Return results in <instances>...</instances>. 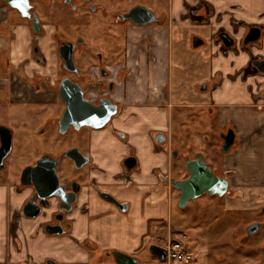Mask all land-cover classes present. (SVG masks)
<instances>
[{
  "label": "crops",
  "instance_id": "0c3cea01",
  "mask_svg": "<svg viewBox=\"0 0 264 264\" xmlns=\"http://www.w3.org/2000/svg\"><path fill=\"white\" fill-rule=\"evenodd\" d=\"M169 1L171 3L170 16L173 18L177 17V20L179 19L182 25L181 23L174 24L175 28L171 30L166 25L167 21H165L162 24L155 23L140 28L128 29L127 64L130 73L127 76L126 83L122 84L124 86L123 91L117 97L125 106L134 104L137 108L135 109L136 112L132 124L130 123L128 126L127 120L122 115L114 121L115 125H119L121 131L131 132V140H134L139 138V134H135L144 128L142 125L143 121H146L145 119L151 120V124L153 116L161 109L163 114H167L166 116L171 120L173 126L172 117L175 121V115L178 114V111L182 113L181 111L190 110L191 107H196L200 111L205 108H211L210 112L217 119V121L215 120L216 127H218L217 131L229 127L235 133L233 151L222 156L221 166L211 167L216 173L223 172L228 176L229 186L227 194L230 197V201L223 202V205L235 210H249L257 214L259 218L257 220H261L262 218L259 215H262L261 209L264 208V98L259 95L262 94V91L264 93V82L258 78V84L255 83L254 70L248 66V63L249 57L264 55L250 53L248 51L249 46L243 49L241 43L250 26L264 25V0H202L203 4L207 3L209 5L214 4L212 1L215 2L218 10L209 12L204 6L197 16H193L190 10L199 0ZM239 5L241 6L240 8ZM205 19L209 20V22ZM210 23H215L218 29L213 25L210 28L208 26ZM214 28L215 32L213 34ZM222 29L233 37L236 48H227L222 53H216L212 45H210V41L214 44L215 40L213 41L209 37H213ZM188 32L197 34L192 33L189 38ZM184 36L186 37L185 40H183ZM193 36L200 37L204 40V43L197 48H193L190 40ZM188 42H190L191 48L188 47ZM221 44H223L222 41L218 39L217 45L220 46ZM214 45L216 47V42ZM250 50L252 51L253 48L251 47ZM204 58L207 61L205 65H203ZM211 58L217 62V74L221 72V68H225L226 73H230L224 77L219 74L212 78L210 77L213 84L215 83L214 80L217 81L216 85L211 84L212 86L210 87L208 84V91H205L206 89L204 88H198L196 94L192 85L188 83L190 79H186L185 74L193 68L200 72V76H203L200 81L208 83L209 60ZM242 72H246L249 75L244 83L245 85L247 84L246 93L249 90V84L252 85L251 82L255 83L254 92L256 94L253 95L259 97L257 101L253 97L252 102L249 98L250 96L244 98L246 95L242 96L241 91L238 88L236 89L241 83L239 80L244 74ZM248 78L252 81L249 82ZM190 82L194 83V81ZM210 90H213L212 94ZM185 121L186 119H184V123ZM153 123L158 124L156 120ZM172 126L169 123L167 133L163 132L166 127L161 128L157 125L152 130L154 133H166L165 143L150 138L147 132L151 129L145 128V136L142 138L143 143L148 140L154 153L153 155L156 157L152 158L151 161L150 159L144 160L143 151L138 150L136 152L139 154V158H137V163L139 161L140 165L139 170L131 172L128 176H124V174L115 176L117 179L122 178L124 189L129 186H131L130 189H134V186H140L139 189L146 190L145 193L151 194V192H156L159 187H166L169 191L167 199L168 211L173 209L170 199L173 186L170 183V179L175 176V173L172 172V163L175 159L171 156L170 143L177 144L179 139L181 144L184 143V135L187 138L189 136L188 131H191L188 123L182 126L179 125L182 133H178L176 127L171 132ZM175 130L178 135L177 133L175 134ZM103 135L104 131L101 130L92 132L90 135L91 143L89 144V149L97 148L95 155L98 157L112 149L113 141L117 139L113 133L111 137L113 141L108 136L101 140ZM196 137H199V134ZM121 144L119 142L118 145ZM123 144L126 145L127 143ZM106 160L107 157H103L102 161L99 162L98 160L89 167L88 175L90 181L94 180L95 184H98V182L104 183V181L108 182L110 180L113 174L111 171L115 170L113 168L115 160H112L111 164H106ZM17 177L18 173L14 172L10 179L0 181V264H44L42 262L43 259H41L44 256L43 253H37V256L34 253H22V244L25 241L37 244L39 242L44 243L45 241V243H48L62 239L68 240L72 245H79V242L75 241L73 236L59 237L52 233L44 232L40 225L41 222L49 219L48 216L39 215L31 219L20 213L31 188L28 185L22 188L17 181ZM85 194L86 192L83 188L80 204H82ZM173 205L175 207V203ZM247 222V225H249L256 222V220H247ZM154 223L163 224L158 219ZM87 224V221L85 223L78 222L74 235L78 226L81 225L80 238L85 237L90 247L95 248L97 245L93 246L91 241L87 240L90 235V228L88 230ZM18 242L20 244L19 247ZM242 242V244L245 243V241ZM164 244L157 245L163 247ZM79 247V251L86 254V259L92 258L93 252H88L81 245ZM197 248L206 252L205 247L201 244L197 245ZM132 256L136 257L135 255ZM201 259V257L197 258V264H203ZM98 262H92L91 264H107L106 261ZM137 264H140L139 259ZM253 264H264V262H255Z\"/></svg>",
  "mask_w": 264,
  "mask_h": 264
},
{
  "label": "flooded vegetation",
  "instance_id": "af4514ba",
  "mask_svg": "<svg viewBox=\"0 0 264 264\" xmlns=\"http://www.w3.org/2000/svg\"><path fill=\"white\" fill-rule=\"evenodd\" d=\"M161 1H164V4L168 5L169 0H28L29 5L31 6L29 10L30 13H35L39 19L41 33L45 34L46 27L51 26V47L55 53V61L52 63L44 60L32 61L36 65V68L30 69L29 73L28 65L32 62L25 63L21 60L22 58L16 56H0V127H6V130H0V157L3 154H6L7 149H9L6 157L0 162V166H2L0 167V181L8 180L13 175L14 168L10 166L8 161L11 156L21 151L22 146L24 145L23 140L28 139L26 136L28 135L27 131L32 133L35 132L40 137L51 130L55 131L58 136L65 137L69 132H81L84 128L95 130L88 126H82L76 131L74 129V124L70 123L65 127L66 131L64 133L60 132V119L66 109V103L59 95V91L64 84L65 86L68 84L74 87L71 92L77 91V87L80 88L83 99L95 106H102V104L104 105L106 103L116 104L117 111L112 115L106 125L111 123L113 117H116L117 119L122 115L127 120L128 126L129 122L132 124L136 112L135 109L137 107L134 104L125 106L117 96L123 91V85L126 83L127 76L130 73L127 64V49L129 44L128 29L140 28L143 26H135L130 19H126L124 16L133 8L142 6L152 11L154 17L157 18L156 22L144 26L155 23H165L170 9L167 12V9L162 7L160 3ZM204 6L209 12H212L209 4L198 2L193 8H191V14L193 16L199 15ZM62 7L63 10L61 9ZM56 10H60L61 12L59 17H57L58 12ZM0 11H3V18L0 22L2 24L0 25V38H3L6 32L9 34H11L10 32H13L11 26H7L10 23L12 13L16 15L18 20H22L24 24L28 26L29 30H32L28 18L20 17V12L17 9L11 8L7 3L1 2V0ZM54 11L57 12V16H54ZM92 16L93 18H91ZM92 20L95 21L97 25L94 29L96 30L95 38L93 41H88L86 38V29L84 31L83 27L84 25L90 24ZM253 26H257L260 29V38L255 43L261 46L263 44L264 25ZM223 31L225 30L222 29L215 34V42L218 43V33ZM245 35L243 36L241 43L243 49H246L249 44H251L243 43ZM230 48H236L235 40ZM220 49L227 50L223 44L220 45ZM71 50L74 64H67L61 54L68 55ZM87 52H91V56H89ZM262 61H264V56H254L248 63V66H250V68L252 67L254 70L253 75L255 77H261V75L264 74V71L259 69H264ZM44 66L45 72L42 71V67ZM39 67H41L40 72L38 70ZM34 69L35 72L33 71ZM197 87L200 89L204 88L206 89L205 91H208V83L206 81L200 82ZM261 93L262 94L259 96H263L262 98H264L263 91ZM205 109H203V111ZM207 110L210 112L211 108H207ZM210 113L212 114V112ZM37 118H41V120L37 121ZM145 120L146 121H143L142 125L144 128L148 129L151 120ZM228 129L230 128L226 127L221 131H217V138L219 140L218 151L222 155H226L220 150L223 142L222 136L227 133ZM8 132H10L11 136V145L10 148H5L4 142L7 140L6 136L8 135ZM116 132L117 133H114V136L120 140V143H128L132 138L131 132L121 130H116ZM147 135L155 140H157L158 137L161 143L166 142V133H154L152 130H149ZM177 142V144L170 143L171 156L172 158L175 157V160L181 159L185 165L184 158L188 157L190 154L187 151L181 150L180 139L177 140ZM62 143H56L51 149L45 148V150H41L40 153L36 154L34 161L18 172L17 181L20 184L23 171L29 166H35L37 163L39 165V172L35 171L31 176H34L38 181H41L42 179H51L50 169L52 165H54V171L58 176L60 184L57 189L59 191V196L62 197L64 201L59 206L55 198H48L50 204L47 207H42L40 212L32 218H36L39 215L48 216L49 219L41 222L40 225L44 232L49 231L53 235L59 237L73 236L74 240L79 242V245L88 252H96L97 247L91 248L85 237L81 239V236L74 235L76 224L78 222L85 223L88 213V209H86L87 205L79 204L84 185L90 184L96 189L97 195L101 200L119 211L121 210L112 202H108L102 198L99 193L109 194V196L119 204L123 205V208H126L125 211L129 209L130 203L125 200H119L116 193L111 190L98 188L99 185L95 184L94 180H88V175L84 168L91 165L92 156L90 153L81 149L79 142H65L64 145H60ZM88 143H91V136ZM18 145L19 148H17ZM75 147L79 148V151L83 156L90 157V162L80 169H75L74 163L66 157H62L58 160L59 156L65 154L69 150L74 154H78V150L75 149ZM234 147L235 141L231 146L229 153L233 151ZM196 154L197 153H194L192 159L195 158ZM129 157H134L136 164L131 170L127 171L124 160ZM64 160L69 162V164L66 166L61 165ZM122 165L124 176H128L137 165V157L129 148L122 158ZM185 173L186 177L188 175L187 169L185 170ZM225 174L223 172H218L217 175L221 176ZM172 178L182 179L184 177L178 176L177 178ZM129 182L131 183L130 180ZM20 186L22 188L25 187L22 185ZM28 186L31 188V191L27 200L21 207L20 213L22 215V209L25 206L26 208H30L29 200L34 199L39 194V192H36L31 185ZM77 188H79L78 191L72 192ZM130 188L131 186L127 187V189ZM173 189L177 197L175 208L180 209L177 207L179 190L175 188ZM70 199H74L75 201L70 202ZM259 216L262 219L256 220V223H264V214ZM113 251H116V249H111L110 251H107L106 254L112 258V264H116ZM53 264H56V262ZM71 264L85 263L82 261H75Z\"/></svg>",
  "mask_w": 264,
  "mask_h": 264
},
{
  "label": "rangeland",
  "instance_id": "374dc122",
  "mask_svg": "<svg viewBox=\"0 0 264 264\" xmlns=\"http://www.w3.org/2000/svg\"><path fill=\"white\" fill-rule=\"evenodd\" d=\"M197 2H202V0ZM160 3L162 7L167 9L168 12L171 5L170 1L168 2V5L164 4V1H161ZM212 3L215 5L212 4L214 7L210 5L211 10L212 12H216L218 10L216 8V3L213 1ZM240 7L241 6L239 5V8ZM61 9L63 10V7ZM64 10L67 12L65 8ZM56 11L58 12V16ZM56 11H54V16L59 17L61 12L60 10ZM11 15L10 23L7 26H11L13 32H10L11 34L6 32L3 38H0V56H16L22 58L21 60L25 63L39 60H44L49 63L54 62L55 53L51 47L52 43L50 36L51 26L46 27L45 34H35L32 32V30H29L28 26L25 25L22 20H18L15 14L12 13ZM167 15L168 19L166 20V25H168L171 30L175 28L174 24L181 23L182 25V22L179 19L177 20V17L173 18L170 16V11ZM2 18L3 11H0V22ZM91 18H93V16ZM206 21L209 22V20ZM0 25L2 24L0 23ZM212 25L218 29V26L215 25V23H210L208 26L211 28ZM96 26L97 25L93 20L90 24L84 25L83 29L84 31L86 29V38L88 41L94 40L96 31L94 29ZM215 28L213 30V34L215 32ZM192 33L197 34L195 32H188V36ZM185 38L186 37L184 36L183 40H185ZM209 38L213 41H216L215 35ZM187 44L188 47L191 48L190 42ZM214 44L212 41H210V45H212L214 51L216 53H222L223 50L220 49V46L217 45V42L216 47ZM251 47L253 48L252 51L250 50ZM248 51L250 53H259L264 55V44L263 46H259L257 43H251L249 44ZM87 54L91 56V52H87ZM130 55L132 56V54ZM251 58L252 57H249V61ZM203 61V65H205L207 63L206 59L204 58ZM209 61L210 66L208 72V84L211 87L213 81L210 80V77L212 78L217 74V62L212 58ZM33 62L28 65V72L30 69L36 68V65ZM45 66L42 67L43 72H45ZM40 68L41 67L38 68L39 72ZM220 70L221 72L218 74L221 77H224L230 73H226L225 68H221ZM33 71L35 72V69ZM242 73L244 74L239 80L241 83L238 85L239 87H236V89L238 88L239 91H241L242 96L246 95L244 98L250 96L249 98L252 102L253 97L255 101H257L259 97L253 95L256 94L254 92L255 83L258 84V78L264 82V74L261 75V78L256 77L255 83L251 82L252 80H249L248 78V81L251 82L252 85L249 84V90L246 93L247 84L245 85L244 83L249 75L246 72ZM199 74L200 72L194 70L193 68H191L185 74V78L190 79L188 83L192 85V88L196 94L198 92L197 86L201 82L200 79H203V76H200ZM190 81H194V83H191ZM214 82L216 83L217 81L214 80ZM215 83L213 85H215ZM210 92L212 94L213 90H210ZM181 112L182 113L178 111V114L175 115V125L174 119L172 117V126L171 120L167 118V114H163V110L161 109L156 115L153 116V121L156 120L158 124H155L152 121L148 129L153 130L154 126L157 125L161 128L166 127L167 130L163 129V132L167 133L170 123L172 126V129L170 130L171 132L174 130V127H176L177 132L182 133V129L179 125L182 126L183 124L188 123V127L191 128V131H188L189 136H187V138L186 135H184L183 138L185 142L181 144V150L189 152L190 158L194 157V153H202L205 163L210 169H212L211 167L213 166H221L223 155L218 151V127H216L215 120L217 121V119L215 115L211 114L207 109L200 111L196 107H191L190 110ZM181 114H183V116H181ZM37 119V121L41 120V118ZM184 119H186L185 123ZM115 120L116 117H113L111 123L104 126L103 128L96 130L84 128L81 132H69L65 137H60L55 131L51 130L40 137L35 132L32 133L27 131L28 135L26 136L28 139L23 140L24 145L22 146L21 151L11 156L8 161L10 166L14 168V172L18 173L22 168H25L27 165L31 164L36 158V154L40 153L41 150H45V148L51 149L56 143L64 142L60 144L64 145L65 142H79L83 151L92 154L91 165L98 160L99 162L102 161L103 157H107L106 164H111L112 160H115L113 165L115 170L111 171L113 174L110 180L108 182L104 181V183L98 182L99 187H96L106 188L115 192L118 199L128 201L130 203V207L124 212L117 210L116 208L101 200L98 197L97 191L94 189V187L89 184H85L84 190L86 194L82 199V204H79L87 205L86 209H88L86 217L88 224L86 226L88 230L90 228V235L88 236L87 240L91 241L93 246L97 245V250L96 252L92 253V258L86 259V254L79 251V245H72V243L68 240L62 239L48 243H45L44 241V243L39 242L37 244L25 241L22 244V253H34L36 256L37 253H43L44 256L41 259H43L42 262L44 264H47V261H54L56 264H70L81 260L85 264H91L92 262L99 263L98 261H106L107 264H112L113 260L106 254V252L110 251L111 249H116V251H120L128 255H135L139 259L140 264H165L150 254L148 251V246L150 244H166L170 239L172 240L174 238H179L180 235H185L191 250L197 253V258H202L201 262L203 264H253L255 262H264V226L261 227L257 232L248 236L246 231V227L248 226L247 220L252 221L253 219L257 220L259 218L256 213H253L249 210H235L224 206L223 202L230 201L228 194H225L221 198H218L217 196L209 197L207 194H204L196 199L191 200L185 208L176 209L173 204L175 203L177 197L176 193H174V189H172V196L170 199L173 209H169L168 211L167 199L169 196V191L166 187H159L156 189V192H151V194H148V192L145 193L146 190L139 189L140 186H134V189H124L122 178L117 179L115 176H121L124 173L122 158L125 152H127V149L129 148L137 158H139V154L136 151H143L144 160L150 159L151 161V159H154L156 156L153 155L154 153L148 140H145L146 142L143 143L144 141L142 138L145 136V128L140 129L135 134H139V138H136L137 140H130L126 145L123 143L118 145L120 141L118 138L113 141L111 139L112 134L117 133L116 130L121 129L119 125H115ZM179 127L180 129L178 130ZM100 130L104 131V135L101 140H104L105 137L108 136V138L113 141V148L109 149L107 153H104L98 157L95 155V152L98 149H89L88 142L91 133ZM177 132L175 131V134ZM141 134L143 135L140 137ZM198 134L199 137H196ZM17 148H19V145ZM212 160L214 161L212 162ZM68 164L69 162L66 160L61 163V165L64 166ZM91 165H88L84 168L87 175L89 174V167H91ZM139 168L140 165L138 161L136 167L131 172L139 170ZM185 170V165L181 159L173 161L172 172L175 173L174 177H185ZM155 218L161 220L163 224L154 223L156 220ZM81 230L82 228L80 225L76 229L75 235L80 236ZM235 236L237 237L236 239ZM242 241H245V243L242 244ZM200 244L205 247L206 252L197 248V245ZM19 246L20 244L18 242V247ZM196 261L198 260L196 259Z\"/></svg>",
  "mask_w": 264,
  "mask_h": 264
},
{
  "label": "water",
  "instance_id": "95a60500",
  "mask_svg": "<svg viewBox=\"0 0 264 264\" xmlns=\"http://www.w3.org/2000/svg\"><path fill=\"white\" fill-rule=\"evenodd\" d=\"M1 2L7 3L11 8L17 9L20 12V17L28 18L30 21L31 29L35 34H41V28L39 25V19L35 13H30V5L28 0H1ZM126 19H130L131 22L135 26H144L157 21V18L154 17L153 12L148 10L145 7L137 6L133 8L128 14L124 16ZM219 39L222 41L223 45L226 48H230L234 44V39L227 32H219ZM260 38V29L257 26L250 27L247 31V34L244 37L243 43H255ZM204 43V40L198 36H193L191 39V44L193 48H197ZM67 64L73 63V54L72 50L68 55L61 54ZM74 64V63H73ZM262 65H264V61H262ZM264 71L263 68H259ZM72 87V88H71ZM73 86L65 84L61 86L59 95L66 103V109L64 110L62 117L60 119V132L64 133L66 131V126L70 123L74 124V129L77 131L82 126H88L92 129H100L103 128L107 122L111 119L112 115H114L117 111V105L106 103L99 106H95L90 102L86 101L82 97V92L80 88L77 87V91H72ZM110 102V101H109ZM0 130H6V127H0ZM4 137V136H3ZM7 140L4 142V147L10 148L11 145V136L10 132L6 136ZM223 142L221 145V152L223 154L229 153L231 146L235 141V133L233 129H228L227 133L222 136ZM158 142L159 138L157 137ZM78 150V154H74L71 150L67 151L65 154L58 157L60 160L62 157H66L74 163L75 169L82 168L85 164L90 162L89 156H83V154L79 151L78 147H75ZM74 150V149H73ZM9 149H7L6 154H3L0 157V162L2 159L6 157ZM72 152V154H71ZM175 158V157H174ZM185 166L188 172V175L182 179L171 178L170 182L173 188L179 190L177 207L180 209L185 208L189 201L196 199L203 194H207L208 196H217L222 197L228 193V178L226 175H217L214 170L210 169L204 159L202 154L197 153L195 158L192 159L189 157L184 158ZM124 164L126 166V170H131L135 164L136 160L134 157H129L124 160ZM38 163L35 166H29L26 168L21 176L20 185L26 186L31 185L36 192H39L37 197L29 200L30 208H26V206L22 209L23 215L29 218L36 216L42 207H47L50 202L48 198H55L59 204V206L63 203L64 199L59 196V191L57 189L59 184V179L54 171V165H52L50 169V178L51 179H42L38 181L35 179L33 173L35 171L39 172ZM2 167V166H0ZM43 182V183H42ZM79 188L73 190L72 192L78 191ZM102 198H104L108 202H112L118 209L121 211H125L126 208L122 207L123 205L119 204L116 200H114L109 194L99 193ZM69 200V199H67ZM74 199H70V202H74ZM64 208V207H61ZM261 213L264 214V209L261 210ZM264 223H251L246 227L247 235L257 232ZM47 232V231H46ZM48 233H51L48 231ZM149 252L155 256L158 260L162 261L166 257L165 248L157 245L150 244ZM114 259L116 264H137L138 258L122 253L120 251H113ZM53 261H48V264H53Z\"/></svg>",
  "mask_w": 264,
  "mask_h": 264
},
{
  "label": "built area",
  "instance_id": "2783aa9c",
  "mask_svg": "<svg viewBox=\"0 0 264 264\" xmlns=\"http://www.w3.org/2000/svg\"><path fill=\"white\" fill-rule=\"evenodd\" d=\"M163 247L166 257L162 262L165 264H197V253L191 250L185 235L168 240Z\"/></svg>",
  "mask_w": 264,
  "mask_h": 264
}]
</instances>
